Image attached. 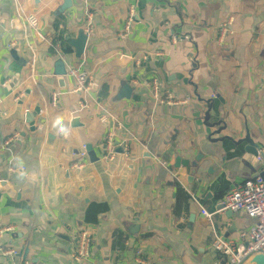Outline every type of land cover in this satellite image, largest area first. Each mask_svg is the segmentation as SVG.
<instances>
[{
  "label": "crops",
  "instance_id": "1",
  "mask_svg": "<svg viewBox=\"0 0 264 264\" xmlns=\"http://www.w3.org/2000/svg\"><path fill=\"white\" fill-rule=\"evenodd\" d=\"M64 2L0 0V184L14 192L0 188V230L13 228L0 249L20 253H0V264H231L215 251L216 237L248 242L254 221L221 212V199L264 170L246 152L248 140L264 147V0H71L60 14ZM32 15L36 31L26 24ZM89 25L76 64L68 40ZM16 47L19 61L10 54ZM60 58L92 86L77 93L74 78L55 76ZM125 85L129 100L120 98ZM169 96L173 104L161 102ZM35 109L31 127L26 113ZM58 116L67 134L53 126ZM110 134L126 150L111 160ZM84 146L98 162L88 152L80 158ZM178 158L189 166L176 168ZM197 188L202 208L187 192ZM93 205L107 212L88 225ZM85 228L91 248L77 263Z\"/></svg>",
  "mask_w": 264,
  "mask_h": 264
},
{
  "label": "built area",
  "instance_id": "2",
  "mask_svg": "<svg viewBox=\"0 0 264 264\" xmlns=\"http://www.w3.org/2000/svg\"><path fill=\"white\" fill-rule=\"evenodd\" d=\"M133 22V14H130L124 32L121 35L122 40H126L129 37L131 30V24ZM26 24L31 30H37L39 26V18L32 15L26 18ZM87 36H90L92 33V26L89 25L85 30ZM142 61H137L136 65H140ZM68 75L74 78L77 82L76 92L80 93L85 91L87 88L92 86V80L90 75L78 69H71L68 72ZM155 96L159 98V84L154 81L151 84ZM165 104H173L174 101L172 97L169 96L167 100H161ZM52 106L58 107L57 96L53 95ZM113 134H110L107 137L106 141V158L112 159L113 155ZM15 139V137H14ZM11 140L6 142L5 145L10 144ZM83 152L80 154L81 159H85L87 156V146H84ZM83 166L79 162V167ZM189 195L192 201L197 204L200 208V189L190 190L188 189ZM221 212H231L232 214L246 213L253 221L254 225L250 227L244 237L248 239L247 241L240 242L238 245H234L232 242L223 240L220 237H216L214 244V249L216 252L223 254L224 256L229 257L231 264H244L247 260L249 261L254 256L258 254L264 255V180L260 177L253 180H248L243 183L237 184L232 187L220 202ZM202 215L206 216L209 220L212 215L207 211L201 209ZM13 232L12 227L3 228L0 230V238L5 233ZM92 243V235L89 230L82 229L77 236L76 240V252L74 253V259L77 263H82L89 255L90 248ZM0 253L8 259H14L20 256V253L14 249H0ZM137 258L139 261H142V253L137 252Z\"/></svg>",
  "mask_w": 264,
  "mask_h": 264
},
{
  "label": "water",
  "instance_id": "3",
  "mask_svg": "<svg viewBox=\"0 0 264 264\" xmlns=\"http://www.w3.org/2000/svg\"><path fill=\"white\" fill-rule=\"evenodd\" d=\"M69 7H71V0H65L63 6L59 9V13H64ZM16 24H20L19 21H14L12 23V25ZM6 21L4 20H0V25L1 26H5ZM69 42V46L72 47L75 51V57H76V64L80 63V59L83 57L84 52L86 50L87 47V43H88V36L85 33L84 30L80 31L78 33V37L76 39H70L68 40ZM17 50L18 48H14L13 50H11V57L13 60H17L19 61V57L17 54ZM127 58H123V61H125ZM68 71L66 69V65H65V60L64 58H60L58 59L55 64H54V75L58 76V77H65L67 76ZM133 93L132 88L129 85H125L121 91V99H127L129 100L131 98V95ZM41 110L40 109H35L34 112H29L26 113V121L27 124L31 125V127L33 126V119L37 116V114H40ZM79 118L75 117L72 120L71 126L73 127H77V125L79 124ZM48 140L49 143L53 142L54 140V136L52 134H49L48 136ZM248 147H246V152L253 155L254 157H261V159L264 161V154L260 155L262 147L255 145L252 141L248 140ZM114 146H116V148L113 151V154L116 155H125V146L115 143ZM87 152H88V156L91 160L92 163H96L98 162L97 157L95 156V153L93 152V149L91 147H87ZM199 162V159L197 160V163ZM195 163V165L197 164ZM188 167L189 166V162H182L181 159H177V164H176V168L179 167ZM198 175V167L195 166L192 168L191 173H190V178H189V183H192L194 180H196V177ZM258 177L262 178L264 180V170L262 171V173L260 175H258ZM0 188L5 191L9 196L14 197V192L11 188V186L9 185L8 182H2L0 184ZM230 213V212H229ZM231 214V213H230ZM248 264H264V255L263 254H258L256 256H254L252 259H250L248 261Z\"/></svg>",
  "mask_w": 264,
  "mask_h": 264
},
{
  "label": "trees",
  "instance_id": "4",
  "mask_svg": "<svg viewBox=\"0 0 264 264\" xmlns=\"http://www.w3.org/2000/svg\"><path fill=\"white\" fill-rule=\"evenodd\" d=\"M64 53L70 52L69 48L63 47ZM107 212V208L105 206L101 205H93L88 210L86 214V224L88 225H96L98 222V217L102 214H105Z\"/></svg>",
  "mask_w": 264,
  "mask_h": 264
},
{
  "label": "clouds",
  "instance_id": "5",
  "mask_svg": "<svg viewBox=\"0 0 264 264\" xmlns=\"http://www.w3.org/2000/svg\"><path fill=\"white\" fill-rule=\"evenodd\" d=\"M54 127H59L60 131L61 132H65L66 133V128L64 126V123H63V118L62 117H57L54 121ZM67 134V133H66Z\"/></svg>",
  "mask_w": 264,
  "mask_h": 264
}]
</instances>
